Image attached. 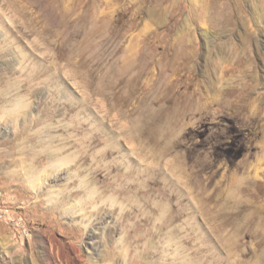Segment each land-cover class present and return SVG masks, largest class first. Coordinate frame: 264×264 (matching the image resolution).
<instances>
[{
  "label": "rangeland",
  "instance_id": "1",
  "mask_svg": "<svg viewBox=\"0 0 264 264\" xmlns=\"http://www.w3.org/2000/svg\"><path fill=\"white\" fill-rule=\"evenodd\" d=\"M72 262L264 264V0H0V264Z\"/></svg>",
  "mask_w": 264,
  "mask_h": 264
},
{
  "label": "bare ground",
  "instance_id": "2",
  "mask_svg": "<svg viewBox=\"0 0 264 264\" xmlns=\"http://www.w3.org/2000/svg\"><path fill=\"white\" fill-rule=\"evenodd\" d=\"M124 192H125V191H124ZM124 192H121V193L124 194ZM102 198H103V195H102V194H99V195H96V196H92L91 200L89 201V205H90L91 207H94V206H95V208H98V203H99L100 201H103ZM101 206H103V205H101ZM80 256H81V255H80ZM80 260L85 261V260H83L82 258H80ZM71 264H79V263H78V262H77V263L72 262Z\"/></svg>",
  "mask_w": 264,
  "mask_h": 264
}]
</instances>
